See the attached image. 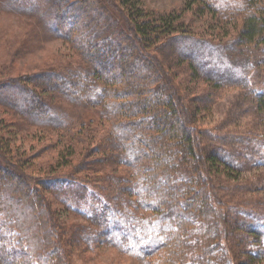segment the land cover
Returning a JSON list of instances; mask_svg holds the SVG:
<instances>
[{
    "label": "trees",
    "instance_id": "1",
    "mask_svg": "<svg viewBox=\"0 0 264 264\" xmlns=\"http://www.w3.org/2000/svg\"><path fill=\"white\" fill-rule=\"evenodd\" d=\"M106 2L122 15L121 27ZM214 2L190 0L184 10L198 3L214 20L217 10L232 17L233 40L198 39L185 32L182 12L144 11L133 0H0V13L24 21L20 56L49 38L72 51L64 64L0 83V106L18 123L13 139L28 126L46 141L44 151L61 148L35 167L0 127V264L69 263L49 194L80 219L71 227L86 251L104 245L141 264H237L223 251L225 228L214 210L223 198L211 191L222 164L202 154L200 109L188 113L187 93L200 77L212 85L196 98L208 111L224 86L246 87L249 47L264 45V0H234L228 9ZM184 64L188 80L176 83L170 72ZM23 169L45 177L31 185L26 176L11 179ZM18 205L42 232L34 250L28 229L14 231Z\"/></svg>",
    "mask_w": 264,
    "mask_h": 264
},
{
    "label": "rangeland",
    "instance_id": "2",
    "mask_svg": "<svg viewBox=\"0 0 264 264\" xmlns=\"http://www.w3.org/2000/svg\"><path fill=\"white\" fill-rule=\"evenodd\" d=\"M232 1L234 0H215L218 4L222 3L225 8L231 5ZM134 2L137 8H143L144 11L182 12V20L186 26L185 32L198 39L216 43L233 40L236 36V29L232 27L234 21L226 22L232 20V17L217 10L214 20L211 13L198 3L190 5L185 11L190 0H133ZM108 9L110 15L116 18L118 26L121 27L123 17L117 7L108 4ZM23 23V20L13 14L0 13V83L21 76L28 77L41 70H49L55 65L64 64L66 62L64 57L72 55L69 46L63 41L49 38L44 40L45 45L43 44L44 47L41 50L29 52L27 50L25 55L20 56L22 52L20 48L24 46L22 36L24 29L26 30ZM160 44L158 43L156 47H162ZM150 51L155 50L151 48ZM249 52L252 56L253 69L248 76L245 88L224 86L212 100L209 110L204 111L197 105L200 103L196 104V98L199 99L203 88L212 85L206 84L200 77L189 84L192 91H189L187 96L192 102L187 103V111L192 115L194 110L200 109L195 123L197 130L195 134L200 137L202 154L204 158L217 156L222 164L219 166L220 171L216 181L218 185L212 187L211 191L213 193L216 190L223 198L224 206H217L214 209L220 218V226L225 228L223 251H226L228 257L236 260L237 264H264V257L256 260L253 256L254 254L261 256V252L264 253V110L260 108V102L264 103V45H251ZM170 73L176 83L184 82V84L190 75L186 70V64L180 69L175 66ZM226 73V69L222 70V74ZM238 78H242V74L238 75ZM4 96L10 98L9 93ZM17 125L16 119L0 106V127L4 128V136L7 134L6 138L11 142L14 153H25L30 165L36 167V165L47 163L61 150V148L59 150L55 148L49 152L44 151L46 141L32 128L27 130L28 126H22L21 134L13 139L12 134L16 131ZM15 166L11 165L10 170L11 168L17 170ZM61 172L65 173L64 170ZM41 174V172L24 169L20 174L10 173L13 176L11 179L18 175L26 176L27 180L32 179L30 182L27 181V185H31L33 179L45 177ZM53 189L57 190V188ZM85 196L87 198L85 201L91 203L88 194ZM47 197L55 210L54 219L63 222L65 226L64 232L57 231V234L63 244L64 255L69 260L68 264H141L104 245L93 244L89 251L83 249L84 246L79 245L80 237L72 232L71 227L80 219L69 214L59 203L62 196L59 200H55V196L51 194ZM25 209L24 205H18L11 210L16 219L14 231L22 229L21 231L26 232L28 229L27 246L30 250H34L38 245L37 241L42 238V232L33 224V213ZM45 247L46 253L55 255L54 251L51 252L54 250L53 245ZM249 256H253L255 260L249 261Z\"/></svg>",
    "mask_w": 264,
    "mask_h": 264
}]
</instances>
